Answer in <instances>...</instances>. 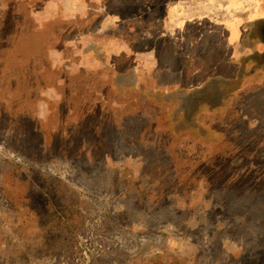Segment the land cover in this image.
<instances>
[{
  "label": "rangeland",
  "instance_id": "374dc122",
  "mask_svg": "<svg viewBox=\"0 0 264 264\" xmlns=\"http://www.w3.org/2000/svg\"><path fill=\"white\" fill-rule=\"evenodd\" d=\"M41 9L0 0V264H264V219L232 198L264 190V150H233L244 137L228 117L213 121L229 148L210 143L205 159L162 135L144 180L101 165L104 147L65 113L89 105L88 77L72 69L88 24L41 22Z\"/></svg>",
  "mask_w": 264,
  "mask_h": 264
},
{
  "label": "crops",
  "instance_id": "0c3cea01",
  "mask_svg": "<svg viewBox=\"0 0 264 264\" xmlns=\"http://www.w3.org/2000/svg\"><path fill=\"white\" fill-rule=\"evenodd\" d=\"M41 1V22L57 15L59 22L88 24L74 32V53L82 58L72 69L88 77L89 105L65 113L81 119L79 136L104 147L101 165L127 176L133 168L144 180L145 167H156L150 160L165 150L162 135L173 139L172 150L183 146L205 159L214 144L229 148L213 121L228 117L244 137L233 150H264L255 144L264 145V0ZM54 6L57 14H49ZM97 101L108 104L102 117L93 115ZM166 119L167 131L158 126Z\"/></svg>",
  "mask_w": 264,
  "mask_h": 264
},
{
  "label": "trees",
  "instance_id": "16d2710c",
  "mask_svg": "<svg viewBox=\"0 0 264 264\" xmlns=\"http://www.w3.org/2000/svg\"><path fill=\"white\" fill-rule=\"evenodd\" d=\"M243 194H245V192ZM232 198H237L235 202L238 204V207L242 208V210L247 209L252 213V216L264 219V190H254L252 191V196L243 197V195H240L239 197L233 196Z\"/></svg>",
  "mask_w": 264,
  "mask_h": 264
},
{
  "label": "flooded vegetation",
  "instance_id": "af4514ba",
  "mask_svg": "<svg viewBox=\"0 0 264 264\" xmlns=\"http://www.w3.org/2000/svg\"><path fill=\"white\" fill-rule=\"evenodd\" d=\"M248 196H252V192H245V194L243 195V197H248ZM236 205L238 206V204H236ZM238 208H240L242 210L241 207H238ZM243 210L246 211V212L244 211L245 214L252 216V213H250L249 210H247V209H243ZM247 212H249V213H247ZM252 217H254V216H252Z\"/></svg>",
  "mask_w": 264,
  "mask_h": 264
}]
</instances>
